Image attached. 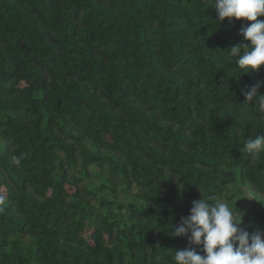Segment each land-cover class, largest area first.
Returning a JSON list of instances; mask_svg holds the SVG:
<instances>
[{
  "label": "trees",
  "instance_id": "obj_1",
  "mask_svg": "<svg viewBox=\"0 0 264 264\" xmlns=\"http://www.w3.org/2000/svg\"><path fill=\"white\" fill-rule=\"evenodd\" d=\"M211 5L0 0V264H176L202 195L264 232V65Z\"/></svg>",
  "mask_w": 264,
  "mask_h": 264
},
{
  "label": "clouds",
  "instance_id": "obj_2",
  "mask_svg": "<svg viewBox=\"0 0 264 264\" xmlns=\"http://www.w3.org/2000/svg\"><path fill=\"white\" fill-rule=\"evenodd\" d=\"M211 7L216 9L219 23L225 18L229 22L233 18L251 22L241 24L242 40L228 50L243 74L258 71L264 65V20L257 19L264 16V0H212ZM262 86L264 81H258L242 94L245 103L253 101L264 113V98L258 99L264 97L259 93ZM244 148L251 155L264 153V136L258 134L246 139ZM6 199L0 195V205ZM244 215L243 211L215 196L202 195L201 199L193 200L189 214L181 217L180 225L169 224L166 231L173 238L186 237L190 245L200 246L203 254L195 247H185L174 251L172 259L176 264H264V232L253 234L240 227Z\"/></svg>",
  "mask_w": 264,
  "mask_h": 264
}]
</instances>
